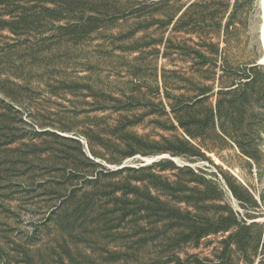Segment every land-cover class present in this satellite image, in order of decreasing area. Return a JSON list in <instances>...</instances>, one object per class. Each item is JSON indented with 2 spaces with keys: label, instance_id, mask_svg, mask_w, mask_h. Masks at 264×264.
<instances>
[{
  "label": "rangeland",
  "instance_id": "rangeland-1",
  "mask_svg": "<svg viewBox=\"0 0 264 264\" xmlns=\"http://www.w3.org/2000/svg\"><path fill=\"white\" fill-rule=\"evenodd\" d=\"M24 4L0 0V264H75L69 171L149 165L142 219L75 231L79 264H264L262 0Z\"/></svg>",
  "mask_w": 264,
  "mask_h": 264
},
{
  "label": "trees",
  "instance_id": "trees-1",
  "mask_svg": "<svg viewBox=\"0 0 264 264\" xmlns=\"http://www.w3.org/2000/svg\"><path fill=\"white\" fill-rule=\"evenodd\" d=\"M12 1L29 5L35 0ZM24 5H14V8H25ZM26 9H28V7ZM153 167L154 166L151 165L140 167L125 166L116 171L102 169L95 175L90 173V169L83 171L74 167L69 171L67 180L70 181L72 187L68 194L63 195L61 203L56 205L50 214L51 217L59 215V217L62 218V220L59 221V223H61L60 228L62 229V236L64 238V240L59 243V246L63 249L62 254H65V252L68 253L72 262H75L76 259L79 260V257L72 255L73 252L68 249L66 244L69 243L68 238L71 239V237H75L73 234L75 231L77 232L78 229L83 233H95L94 230L87 229L89 223L102 222V224L110 226L114 223L132 225L138 220H141L143 213L147 209L144 205L146 199L145 191L147 188L144 182L146 177L154 175L152 174ZM122 173L126 174L123 179L117 181L115 185L104 181L105 177ZM77 177H83V181L73 183ZM137 181L143 184H137ZM88 184L92 185V189H87ZM49 219L50 218L46 219V221H49ZM107 229L108 228L100 227L97 229V235H101L105 233V231L109 232ZM107 236L109 235L107 234L104 237ZM54 253L55 256H57L58 252ZM26 258L30 260V256ZM57 258L62 262V256H58ZM77 260L75 264H79Z\"/></svg>",
  "mask_w": 264,
  "mask_h": 264
},
{
  "label": "bare ground",
  "instance_id": "bare-ground-1",
  "mask_svg": "<svg viewBox=\"0 0 264 264\" xmlns=\"http://www.w3.org/2000/svg\"><path fill=\"white\" fill-rule=\"evenodd\" d=\"M262 5H263V27H262V39L264 43V0H262Z\"/></svg>",
  "mask_w": 264,
  "mask_h": 264
},
{
  "label": "built area",
  "instance_id": "built-area-1",
  "mask_svg": "<svg viewBox=\"0 0 264 264\" xmlns=\"http://www.w3.org/2000/svg\"><path fill=\"white\" fill-rule=\"evenodd\" d=\"M262 250L264 251V241H263V247H262Z\"/></svg>",
  "mask_w": 264,
  "mask_h": 264
}]
</instances>
